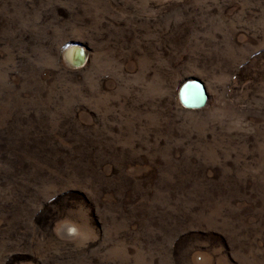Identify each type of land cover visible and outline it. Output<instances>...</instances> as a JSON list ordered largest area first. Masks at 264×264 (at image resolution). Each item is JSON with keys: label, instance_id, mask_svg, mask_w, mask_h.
<instances>
[{"label": "rangeland", "instance_id": "1", "mask_svg": "<svg viewBox=\"0 0 264 264\" xmlns=\"http://www.w3.org/2000/svg\"><path fill=\"white\" fill-rule=\"evenodd\" d=\"M0 264H264V0H0Z\"/></svg>", "mask_w": 264, "mask_h": 264}, {"label": "water", "instance_id": "2", "mask_svg": "<svg viewBox=\"0 0 264 264\" xmlns=\"http://www.w3.org/2000/svg\"><path fill=\"white\" fill-rule=\"evenodd\" d=\"M79 50V49H78ZM73 66H81L84 63V54L79 50ZM180 105L187 110H199L206 105L209 98L203 82L197 78H191L181 83L177 91Z\"/></svg>", "mask_w": 264, "mask_h": 264}, {"label": "bare ground", "instance_id": "3", "mask_svg": "<svg viewBox=\"0 0 264 264\" xmlns=\"http://www.w3.org/2000/svg\"><path fill=\"white\" fill-rule=\"evenodd\" d=\"M77 56H78V53L77 52H73L72 53V51L70 52V53H68L67 54V59L69 60V61H74V60H76V58H77ZM181 85V84H180ZM207 103H208V100H207V102H206V105H207Z\"/></svg>", "mask_w": 264, "mask_h": 264}]
</instances>
